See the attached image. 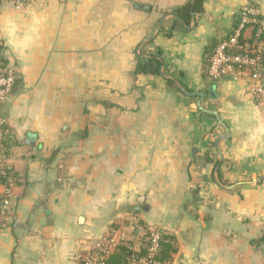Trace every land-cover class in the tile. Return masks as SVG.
I'll return each mask as SVG.
<instances>
[{
    "label": "crops",
    "instance_id": "1",
    "mask_svg": "<svg viewBox=\"0 0 264 264\" xmlns=\"http://www.w3.org/2000/svg\"><path fill=\"white\" fill-rule=\"evenodd\" d=\"M193 1L0 2V56L18 76L0 107L16 174L0 264H80L109 232L112 251L139 249L140 225L174 237L165 264H264V69L204 73L207 46L264 0H203L186 23L176 10ZM159 49L203 96L136 73Z\"/></svg>",
    "mask_w": 264,
    "mask_h": 264
},
{
    "label": "built area",
    "instance_id": "2",
    "mask_svg": "<svg viewBox=\"0 0 264 264\" xmlns=\"http://www.w3.org/2000/svg\"><path fill=\"white\" fill-rule=\"evenodd\" d=\"M33 0H0L2 3H10L16 8H24L29 5ZM244 9V16L242 22L234 36L229 39H222L211 58V65L209 68V77L213 80H219L232 76L237 79L244 76L246 73H251L254 70V76L258 75V69L260 68V60L264 56V39L258 43L250 44L245 43L238 45V37L242 35V31L245 29V25L248 23H258L261 26V30H264V19L257 17L259 13L258 9L252 5L246 6ZM256 45V46H255ZM237 48L241 50V53H231L228 49ZM250 53L254 54L251 56ZM1 58V56H0ZM18 82V76L16 70L9 64L0 60V107L5 101L11 97ZM252 92L255 95H261L264 93V88L261 84L255 85L252 88ZM7 119L5 115L0 111V159L6 160L5 152V132H6ZM5 186V185H4ZM11 204V189L10 186H5L4 190L0 192V209L1 214H5L7 208ZM140 228H143L140 225ZM150 230V246L146 257H142L139 261L142 264H160L154 261L155 254L159 249V240L162 231ZM110 232L103 236L97 246V252L90 254L86 257V264H103L104 258L112 251V239L110 238ZM135 262V261H134Z\"/></svg>",
    "mask_w": 264,
    "mask_h": 264
},
{
    "label": "trees",
    "instance_id": "3",
    "mask_svg": "<svg viewBox=\"0 0 264 264\" xmlns=\"http://www.w3.org/2000/svg\"><path fill=\"white\" fill-rule=\"evenodd\" d=\"M203 0H194L193 2L189 3L184 7H180L176 10V13L184 19L186 23L191 21L190 11L193 9L194 11L202 10ZM244 16V9L240 10L238 14L235 15V20L232 28L226 31V34L222 39H229L238 30L241 25L242 18ZM257 17L259 19H264V16L258 14ZM253 28L252 34L250 36L246 35L247 28ZM214 39L206 48L205 56H204V73L206 76H209V68L211 65V58L215 53L220 41ZM264 39V30H261V26L258 23H248L245 25V29L242 31V35L238 37V45H242L245 43L255 44L258 43L260 40ZM256 46V45H255ZM231 53H241L242 51L233 48L228 49ZM251 56L254 54L250 53ZM1 61L7 63L2 57L0 58ZM258 71H262L264 69V56L260 60ZM254 70L251 71V74H254ZM136 73L137 74H155V75H165L166 80L169 86L179 89L180 86L184 87L185 91L188 93H193L194 89L190 87L187 83H185L182 79L183 72L172 73L169 72L167 69V65L164 62L163 52L159 49L157 52L151 53L148 57L139 56L138 63L136 66ZM14 141L13 136L9 132L8 126L6 125V132H5V152H6V160L0 159V185L10 186L11 181L12 183L16 180V174L14 173L11 166L6 162L9 158L10 148ZM218 164V162H217ZM223 173L221 172L220 166L218 168V179L222 180ZM1 214V209H0ZM145 229L142 243L139 249H135L134 244L132 241L121 242L111 251L103 260V264H129L132 261H135L137 264H142L139 260L142 257H146L148 254V249L150 246V230L143 227ZM177 247L175 244V239L172 235L168 233H161L160 240H159V249L155 254L154 261L159 262L160 264L169 263L173 259V254L176 252ZM97 249H94L92 253L97 252ZM80 264H86L85 260H82ZM153 264V263H152Z\"/></svg>",
    "mask_w": 264,
    "mask_h": 264
},
{
    "label": "water",
    "instance_id": "4",
    "mask_svg": "<svg viewBox=\"0 0 264 264\" xmlns=\"http://www.w3.org/2000/svg\"><path fill=\"white\" fill-rule=\"evenodd\" d=\"M193 18H194V15H193ZM194 19H195V18H194ZM159 28H161V27H159ZM159 30H160V29H159ZM153 37H154V36H153ZM153 37H152V38H153ZM179 88H180V90H181V91H184V92H185V89H184V87L180 86ZM190 94H192V95L200 94V95H202V96H203V94H202V93H198V92H193V93H190Z\"/></svg>",
    "mask_w": 264,
    "mask_h": 264
}]
</instances>
